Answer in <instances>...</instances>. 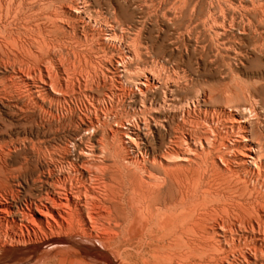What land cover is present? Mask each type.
I'll return each instance as SVG.
<instances>
[{
    "label": "rangeland",
    "instance_id": "obj_1",
    "mask_svg": "<svg viewBox=\"0 0 264 264\" xmlns=\"http://www.w3.org/2000/svg\"><path fill=\"white\" fill-rule=\"evenodd\" d=\"M14 2H15V0H0V14H1L0 18H2L0 20V27L1 26L3 27V28L1 27L2 31L0 29V31H1L0 32V34H1L0 35V43H1L0 44V68H1L0 69V87L2 86L4 89V91L2 89H1L2 91L0 90V150L3 149L2 154L0 153V155H1L0 156V163H1L0 164V182H2V183H0V188H1L0 189V199L7 198L8 201L10 203H12L14 206H16V207L23 206L24 200L27 197L29 191L22 184V180L18 179V177H17V179H15V177H13L15 175H12V173H13V170L18 167L19 163H21L24 160L23 158H25V157L30 159L31 161H33L34 164L36 163V161H35L36 159L31 154V150L29 148L30 142L38 141L36 139L40 138V139H42V141L50 142L51 144L55 145L58 148V150L59 149L61 150V151L59 150L60 155H59V152H57V155H56L57 161L55 160L56 164L53 162L51 165V167L53 169H55V171H56L57 169H60L63 166H65L64 161L66 159H68V160L69 159L70 160L76 159L77 150L75 147H73V145H72L73 142L78 143L79 140H81L82 143H84L85 141L86 142L89 141L90 144L86 143V142L84 143L87 145L88 144L91 145V143L93 142L92 144L95 147H97L99 145L101 146L102 143H103V145L109 146V144L110 145L118 144V139L120 137V134L123 133V131L126 127H132L134 130L137 129L141 132H144L145 130H144L143 123L148 120L150 125L152 126L153 120H156V118H157L155 116L157 114L155 112H153L154 102L156 100H160L163 98L164 89L166 90V88H168V87L175 88L176 85L177 86L180 85V87L179 88L176 87L174 89V96L175 97L178 96L177 101L179 100V98H180V101L183 99L185 105H188V107H186V109L189 110L192 115H194V116L191 115L192 117H190V112H189V118H190V120H192L191 123L193 125H197V128L200 132L202 131L201 129H203V131L204 130L206 131V129L208 131L210 129L209 132H211V130H212L213 131L212 133H214L216 135H217V133H219L217 136H218V140L220 139L219 140L220 143H218V144H220V145H218V149L220 152H224L225 154H228L229 152L227 151V149H224L225 145L230 144V142H229L230 140H231V143H233L235 140H238L237 138L242 134H244V135L246 134L247 138H250L251 141H253V142L256 141L255 144L258 143L257 146L260 145L261 150L264 148V10H263L264 0H181V1L180 0H166V1L165 0H150V2H149V0H40V1L39 0H34V1L33 0H27V1L26 0H16V2L15 3ZM42 2H45V3H42ZM82 3H83V5H82ZM51 4H52V6H51ZM258 4H260L259 8H258ZM86 5H88V6H86ZM194 5H195V7H194ZM13 6H15V7H13ZM38 6H39V8H38ZM261 6L263 7L262 9H261ZM121 7H122V9H121ZM172 7H173V9H172ZM191 7H193V8H191ZM34 8L37 10H34ZM255 8H257V11ZM46 9H48L47 11H49L48 14L50 16L48 14H46V12H47ZM56 9H57V11H56ZM30 10L32 12H29ZM113 10H115V11H113ZM59 11H60V13H59ZM118 11H119V13H118ZM11 12L13 13V15H10V14H12ZM55 12H57V14ZM112 12H114V13H112ZM90 14H91V17H90ZM110 14L112 17L110 16ZM22 15L24 17H27V18H24ZM65 15H67V16H65ZM79 15H80V17H79ZM37 16L38 17L41 16V18L38 19ZM53 16H56V19ZM105 16H106V18H105ZM108 16H109L110 20L107 18ZM84 17H86V18H84ZM7 18H9V20H7ZM23 18H24V20H23ZM26 20H28L29 22ZM55 20H56V22H54ZM81 20L83 21V23ZM105 20H107V22ZM113 20H115V21H113ZM30 21L31 22L33 21V22L31 23ZM36 21H38V22H36ZM89 21H91V22H89ZM108 21L110 23V27H109ZM110 21L113 22L114 25L111 24ZM63 23H64V25L62 26ZM104 23H106V24H104ZM68 24H69V26H68ZM44 25H46V27ZM87 25H89V26H87ZM115 25H116V27H115ZM122 25H124V26H122ZM129 25H130V27H129ZM25 26H27V27H25ZM34 26H36V27H34ZM22 27H24L25 29ZM47 27H49V28H47ZM58 27H60V28H58ZM69 27H70V29H72V28L73 29L68 31ZM119 27H121V29ZM41 28L42 29L45 28L46 30L45 29L43 30L45 32H43ZM62 28H64V29H62ZM118 28L120 29V31L118 30ZM11 29H12V31H11ZM63 30H64L65 35H69L68 34L69 32L72 33V35L70 33V35H69L70 37L67 36L70 39H67L66 36L64 37ZM84 30H86V32H87L86 34H84L85 33ZM137 30L139 31V34H138ZM9 31L11 32L10 35H9ZM104 31H106L105 32L106 34L103 33ZM121 31H122V33H120ZM126 31L128 33H126ZM14 32H16V33H14ZM20 32H21V34H20ZM80 32L81 33L83 32V33L81 34ZM93 32H94V34H92ZM95 33H96V36H94ZM114 33L116 34L115 35L116 38L118 36L117 39L114 38L115 37ZM14 34H16V36ZM87 34H89V35L92 34L90 36H93V40L96 42V45L93 44L94 41L92 40V37H90ZM126 34H129L128 37ZM132 34H133V36H132ZM112 35H113V38L111 37ZM31 36L34 38V40ZM84 36H87V37H84ZM131 36H132V38H131ZM29 37H30V39L28 40ZM106 37L109 38V40ZM124 37H126V38H124ZM76 38H78V39H76ZM80 38H82V39H80ZM87 38L91 39L90 40L91 42ZM110 38L113 40H111ZM119 38H120V40H119ZM19 41H21V42H19ZM35 41L37 44L35 43ZM85 41H86V43H85ZM104 41H105V43H104ZM107 41L109 42L108 44H107ZM136 41H138V42H136ZM32 42H33V44H32ZM61 42H63V43H61ZM71 42H73V43H71ZM133 42H135V43H133ZM20 43H22L25 47ZM40 43L43 45H40ZM76 43L78 44L79 47L77 46ZM7 44H9V45H7ZM20 45H22V46H20ZM27 45L29 47L31 46L32 49L27 47ZM4 46L6 49H4ZM58 46L59 47L61 46V47L59 48ZM103 46H104V48H103ZM124 46H125V48H124ZM132 46H134V47H132ZM63 47H64V49H63ZM9 48H11V49H9ZM12 48L15 51H12ZM22 48H25V49H22ZM27 48L31 51H28ZM51 48H52V50H51ZM128 48H130V49H128ZM134 48H136V49H134ZM60 50L62 52H60ZM64 50H65V52H64ZM16 51H18V52H16ZM52 51H54L53 54H52ZM135 51H137V52H135ZM28 52L29 53L31 52V54H29ZM34 53H36L35 56H34ZM48 53H50V54H48ZM73 53H75V54H73ZM16 54H17V56H16ZM68 54H69V56H68ZM136 54H138V56ZM19 55L21 58L19 57ZM32 55H33V57H32ZM51 55L53 56L52 57L53 59L51 58ZM82 56L83 57L85 56V57L83 58ZM128 56L130 59L128 58ZM6 57H7V59H6ZM28 57H29V59H28ZM74 57L76 58V60ZM106 57H108V58L106 59ZM14 58H15V61L19 60V62L18 61L14 62ZM80 58H82V59H80ZM9 59H11V60L9 61ZM27 59L29 61L31 60L30 61L31 63H33V64L36 63L38 65H33V66H35L34 69H32L33 68L32 66L30 69V67H29L30 63ZM132 59H133V61H132ZM6 60L10 66L8 65ZM21 60L23 61V64H22ZM43 60H45V62H43ZM11 61H13V62H11ZM77 61L80 62L81 64H79ZM126 62H128L129 65H128V63L126 64ZM130 62H131V64H130ZM4 63H7V64H5L6 66H4ZM39 63H41L40 66H39ZM49 63H50V65H49ZM99 63H101V64H99ZM19 64H21V65H19ZM18 65L20 66L19 69H18V67H19ZM24 65H25V68H24ZM48 65L50 66V68ZM76 65H78L77 66L78 70L75 67ZM9 67L10 68L12 67V69H10ZM22 67L25 71L22 69ZM37 67H41L42 70L40 68H37ZM45 67H47V68H45ZM74 67H75V69H73ZM7 68H9V69H7ZM20 69L22 71H24L23 73H22V71L20 73L24 79L21 81L19 79L16 80L19 77L17 74H14V73H19ZM29 69H30V71L31 70L32 71L28 72ZM37 69H39L40 72H38ZM51 69H52V71H51ZM81 69H83V70H81ZM11 70H12V72H11ZM13 71H15V72H13ZM34 71H35V73H34ZM36 71L38 72V74H40L39 76L41 78L37 75ZM84 71L86 73H84ZM26 72H28L27 77L25 76ZM47 72H48V74H47ZM4 73H5V75H4ZM10 74L12 76H10ZM49 75H50V77H48ZM170 75H171V77H170ZM13 76H14V78H13ZM15 76H17V77H15ZM30 76L33 79H31ZM8 77H9L10 82L8 81ZM10 77L13 80H11ZM3 78L5 81H3ZM39 78H40V80L41 79L42 80L40 81ZM146 78H147V81L145 80ZM148 79H149V81H148ZM14 80L18 81V82H16L17 85H16ZM30 80H31V82H30ZM45 80L46 81L48 80V84L50 83V81H52L53 83H56V82L58 83V81H59V83L57 85V88H59V90L57 91V94H56V96L59 97V99L57 100L56 98H54L52 96H45V94H43L42 90H39L37 92L34 85L32 87H33V90L36 91L35 95H34L36 97V99L32 100L31 97L27 98L28 97V95H27L28 91L26 89L27 86L24 87L25 81L29 82V84H31V85L35 84L38 86V85H41L43 83V81H45ZM143 82H145L144 85L142 84ZM8 83H9V85H8ZM10 83H14V84H10ZM21 83L24 85H21ZM38 83H41V84H38ZM162 83H163V85H162ZM102 84H103V86H102ZM15 85H16V87L18 86L17 88H19V90L21 92L15 88ZM72 85H73V87H72ZM161 85H162V87H161ZM68 86H70V87H68ZM142 87H144V88H142ZM67 88H69L68 91H70V88H71V91L69 92V93L72 92L71 94H69L67 92V90H65ZM73 88H74V90H72ZM21 89H24V90H21ZM162 89H163V91H162ZM60 90H63V93H61ZM64 90L66 91L68 96L64 93ZM9 91H11V92H9ZM23 91L24 92L27 91V92L24 93ZM2 92H3V94H2ZM22 92H23V95H22ZM73 92H74L75 97L72 95ZM58 93H60V94H58ZM92 94H94V95L92 96ZM121 94H122V96H121ZM42 96H44L45 98L47 97V99H46L47 102H44L45 98ZM186 96H189V97H186ZM190 97H192V98H190ZM41 98H43V99H41ZM76 99H77V101H76ZM185 99H187V100H185ZM198 99H200V101ZM203 99L205 100V102ZM25 100H26V102H25ZM52 100H54V101L52 102ZM70 100H72V102ZM88 100H89V102H88ZM153 100H154V102H153ZM183 100H182V102H183ZM50 101L52 103H49ZM54 102L55 103L58 102V103L55 104ZM149 102H150V104H149ZM151 102H152V104H151ZM34 103L36 106L34 105ZM64 103L65 104L67 103V104L64 105ZM40 104L41 105L43 104L41 109H40V107H41ZM49 104H50V107H48ZM53 104H54V106H53ZM45 105H47V106H45ZM193 105H195V107ZM205 105H207V106H205ZM59 106H62V107L59 108ZM240 106L243 109H241ZM36 107H39V109L38 108L36 109ZM103 107H105V108H103ZM199 107H200V109H199ZM237 107L240 109L242 114L241 113L238 114L239 111H238ZM86 108H87V110H86ZM143 108L145 109V111L142 110ZM194 108H195V110H197L196 111L197 113L195 112ZM220 108H221V113H219ZM249 108H250V111H249ZM42 109H43V111H42ZM190 109H192V110H190ZM141 110H142V112H141ZM236 110H237V112H236ZM242 110H243V112H242ZM57 111H58V113H57ZM104 111H105V113H103ZM204 111H205V113H204ZM44 112H47L48 114L44 113ZM51 112L52 113L54 112L55 114H52ZM214 112H216V113H214ZM229 112L232 113L233 116ZM244 112H246V113L243 114ZM208 113H209V115H208ZM54 115H56L55 116L56 118L54 117ZM95 115L97 116V121L99 123L96 121ZM213 115H214V117H213ZM241 115L243 117H245V119L247 117V119L245 120L244 118H241L242 117ZM199 116H201V118ZM207 116H209L210 118ZM211 116L215 120L213 118L211 119ZM226 116L228 118H226ZM216 117H218L219 120L222 122H219V120H217ZM233 117L241 118V120H245L243 123H241L242 128H239L236 131L235 130H231V131L226 130L225 127L222 125V124H224L223 123L224 120H229V118H231L230 120H232ZM220 118H223V120H221ZM46 119L47 120L48 119L49 120H56L57 119L60 121L63 120V125L52 128L50 130H44V129H42V127L34 126L32 133L25 134L26 121H28V120L38 121V120H46ZM205 119L207 120L206 122H204ZM209 119H210V121H209ZM88 120H89V122H88ZM121 120H122V122H121ZM159 120H162V119L159 118ZM174 120H176V119H174ZM195 120H197V123H195L196 122ZM198 120L204 122V123H202L203 125L201 124L200 121L198 122ZM65 122H66V124H65ZM73 122L77 125V127L74 126L75 124L73 125ZM83 122L93 124V127L91 128V130L89 129L90 132H89V130H84ZM100 123H101V126H100ZM119 123H120V125H119ZM69 124H71L73 126H71ZM94 124H96V125H94ZM212 124H215V125H212ZM199 125L201 127H203L205 125L206 126L199 129L200 128ZM118 126L120 128H118ZM212 126H214V127H212ZM220 126L224 127V129L221 128ZM78 127H79V129H78ZM101 127H103L104 129ZM218 127H220L222 130H220V128H218ZM246 127L248 128V130ZM64 128L67 130H65ZM70 128H71V130H70ZM54 129H56V130H54ZM241 129L243 131H241ZM51 130H52V133H50ZM100 130L102 132H100ZM172 130H170L168 134H166V133L161 134V137L159 138V143H160L159 145L162 148L164 147V145L167 144L169 136L171 134H173L174 131H172ZM76 131H78V132H76ZM94 131H96V132H94ZM220 131H221V134H220ZM238 131H239V133H238ZM60 132H62V133L60 134ZM85 132L87 134H85ZM99 132H100V134L102 133V135H100ZM150 132H151V129H150ZM223 132L225 135L222 136ZM233 132L234 133L237 132L238 137L235 136L236 134L234 135ZM149 133H148L149 138L155 137V135H156V133H154V132H151L150 134ZM71 134H72V137H71ZM230 134H232V136ZM67 135H69V136H67ZM76 135L79 137H77ZM87 135L90 137H87ZM259 135H260V138L258 137ZM74 136H76V137H74ZM101 136L103 137V140L100 142V140L102 139ZM55 137H56V139H55ZM19 138L22 141H20ZM79 138H81V139H79ZM115 138H116V140H115ZM256 138H259L258 139L259 142H257L258 140H256ZM160 139H162V140H160ZM223 139H225V140H223ZM232 139H234V140H232ZM107 140H108V142H107ZM11 141H12V143H11ZM16 141L17 142L19 141V142L16 143ZM23 141H26V142H23ZM27 141L28 142L30 141V142L28 143ZM20 142H22L24 144L26 143V144L22 145ZM61 143H63L65 146L67 144L68 145L70 144V145L69 146L67 145L68 147L66 146V148H65V146ZM162 143H164V144H162ZM239 143L245 144V142H239ZM18 144H21V145L18 146ZM59 144H60V146H59ZM6 145H8V146L6 147ZM14 146H16V148ZM22 146H24L26 149ZM3 147H5V148H3ZM70 147L73 151V152L71 151L72 153L70 152V150H71ZM6 148L8 150L10 149L9 150L10 153L7 150H6L7 154L4 152L5 151L4 149H6ZM64 149H66V150H64ZM69 153H70L71 157H70ZM58 156H60L59 157L60 159L58 158ZM66 156L69 158H67ZM74 157H75V159H74ZM261 158H262V161H264L263 160L264 159V151L263 150L261 151ZM78 159L79 158H77V160ZM3 160L6 163H3L4 162ZM42 160L43 159H41V161ZM58 160L63 161V162H59ZM109 160L111 163H113L112 157L109 155H106L104 158V162L108 164V163H110ZM106 161H108V162H106ZM60 163L62 164V166ZM182 163H180V164H182ZM3 164H5V165H3ZM9 165H11V166H9ZM36 165H37V167L35 168V170L37 169V170H43L44 172L46 171L44 168H42L40 166L39 162H37ZM108 165H110V164H108ZM58 166H60V168ZM220 167H221V169H223V166L220 165ZM220 167H219V169H220ZM206 169L208 172L206 171ZM203 170L201 172L194 174V179L197 183L196 190H198V191H197L196 199H194L193 202H191L192 204H190L189 206L192 209H194V215L195 216H198V211H199V216H200V219H202V221L199 218L198 219H199V222L201 221L200 225L203 228L205 238L202 239V241H200V242H196L195 244L183 246L180 248L181 250L177 249L178 252L182 253V256L178 257L177 259L175 258L172 263H168V264H174V263L176 264L177 262H180L178 264H188L189 262H190L189 264H194V263H196V264H210V263L222 264L223 263V264H225V260H223V262H220L217 260L215 261V260L209 259L211 254L214 255V252H215L214 248L216 247L215 242H214V244H213V242H211L215 239V237L211 234V232H212L211 227L213 226L214 221L217 222L219 220L218 217L221 218L222 215L225 214L221 208H226V207L228 208L229 206L232 205V208L235 211V210H237V209H234V208H236V206L235 207H233V206L237 203H241L244 200H247L248 198H250V199L252 197L254 198V196L264 197V186H263L264 185V183H263L264 178L263 177L257 178L254 176V177H252V179H251V177H248L250 180L249 179L247 180V176H244L243 174H241L239 172L235 173V172H231V171L230 172L224 171V173L222 172L223 173L222 174L220 171H216L213 169H212V171H210L211 167L210 168L209 167L204 168ZM209 171H210V174H207V173H209ZM203 172H205V174ZM227 172H229V173H227ZM156 173L161 175L162 171L158 169ZM108 175H109V173H106V176H105L106 181L109 182L113 187L116 186L117 188H119L120 187V180L118 179V177L115 176L116 177L115 181L114 180L108 181L109 180ZM207 175H208V177H207ZM205 176H206V178H205ZM239 176H240V178H239ZM200 177L202 179H200ZM209 177H210V179H209ZM12 179L13 180L15 179L16 181L19 180L20 183H17L18 181L16 182V181H13ZM256 179L260 180V185H259L258 180L255 181ZM207 180H208V182H207ZM9 181L11 183L12 182H14V183L11 184ZM255 183H257V184H255ZM253 184H255V185H253ZM257 186H259V187H257ZM210 187H211V189H210ZM246 187L248 188L247 189L248 191L249 190L251 191V194H249L248 191L245 189ZM37 188H38L37 185H31V191L32 192H34ZM202 188H204L205 190H203ZM213 188H214V190L216 189L217 191H214ZM259 190L261 191V193ZM224 192H226V193H224ZM198 193H200V194H198ZM228 193L230 195H228ZM217 195H219V196H217ZM203 196H205V197H203ZM233 198H235V199H233ZM214 206L216 208V211L218 209V211H217L218 213H215ZM212 208H214V210H213L214 216L211 214ZM208 209L209 210L211 209V211H207ZM221 210H222V213L220 212ZM201 211H202V213L200 214ZM237 211H235V212H237ZM203 212H204V214H203ZM208 212H210V213H208ZM205 213L210 214V216L211 215L212 216L210 217L209 215H207V217H206ZM202 216H204V217H202ZM208 216L210 218H208ZM224 217L225 216L223 215L222 218H224ZM229 219L231 220L232 223L234 221H236V219H234L233 217L232 218L229 217ZM215 222H214V224H215ZM210 223H211V226H210ZM234 224H235V222H234ZM236 224H235V226H236ZM210 243H211V245H210ZM54 247L56 248V245L50 246V248H52V249ZM52 256H53V254L49 255V258ZM236 257H238V256H236ZM235 258L232 257V261H233L232 263L243 264L244 260H241L240 257H238L236 259ZM195 259H196V261H195ZM238 259H240V260H238ZM114 260L116 261L115 258H114ZM184 260L187 263H185ZM203 260H205V261H203ZM240 261H241V263H240ZM116 262L118 264H123L120 261H116Z\"/></svg>",
    "mask_w": 264,
    "mask_h": 264
},
{
    "label": "bare ground",
    "instance_id": "obj_2",
    "mask_svg": "<svg viewBox=\"0 0 264 264\" xmlns=\"http://www.w3.org/2000/svg\"><path fill=\"white\" fill-rule=\"evenodd\" d=\"M15 2H16V0H15ZM149 2H150V0H149ZM42 3H45V2H42ZM260 4H258V8L260 7ZM82 5H83V3H82ZM51 6H52V4H51ZM86 6H88V5H86ZM13 7H15V6H13ZM122 7H121V9H122ZM194 7H195V5H194ZM38 8H39V6H38ZM191 8H193V7H191ZM262 8L263 7L261 6V9ZM172 9H173V7H172ZM255 9L257 11V8H255ZM34 10H37V9L34 8ZM47 10L48 9H46V11ZM263 10H264V8H263ZM56 11H57V9H56ZM113 11H115V10H113ZM29 12H32V11L30 10ZM48 12L49 11H47L46 14H48ZM55 13L57 14V12H55ZM59 13H60V11H59ZM112 13H114V12H112ZM118 13H119V11H118ZM10 15H13V13ZM80 15H79V17H80ZM38 16H37L38 19L41 18V16L40 17H38ZM65 16H67V15H65ZM110 16H111V14H110ZM53 17H55V19H56V16H53ZM90 17H91V14H90ZM24 18H27V17H24ZM24 18H23V20H24ZM84 18H86V17H84ZM105 18H106V16H105ZM107 18L109 19V16ZM1 19L2 18H0V20ZM7 20H9V18H7ZM26 21H28V20H26ZM38 21H36V22H38ZM105 21L107 22V20H105ZM113 21H115V20H113ZM54 22H56V20ZM89 22H91V21H89ZM82 23H83V21H82ZM104 24H106V23H104ZM108 24L110 27L109 21H108ZM111 24L114 25L113 22H111ZM63 25H64V23L62 24V26ZM89 25H87V26H89ZM36 26H34V27H36ZM44 26L46 27V25H44ZM68 26H69V24H68ZM122 26H124V25H122ZM1 27H0V29H1ZM25 27H27V26H25ZM60 27H58V28H60ZM115 27H116V25H115ZM129 27H130V25H129ZM22 28H24V27H22ZM47 28H49V27H47ZM64 28H62V29H64ZM119 28L121 29V27H119ZM119 28H118V30L120 31ZM44 29H42V31ZM72 29H70V27H69L68 31H70ZM1 31H2V29H1ZM11 31H12V29H11ZM84 31H85L84 34H86L87 33L86 30H84ZM43 32H45V31H43ZM94 32L92 34H94ZM105 32L106 31H104L103 33H105ZM10 33L11 32L9 31V35H10ZM14 33H16V32H14ZM63 33H64V30H63ZM70 33L71 32H69L68 34L70 35ZM120 33H122V31ZM126 33H128V32L126 31ZM20 34H21V32H20ZM92 34H90V35H92ZM138 34H139V31H138ZM14 35L16 36V34H14ZM69 35H65V33H64V37L65 36L70 37ZM71 35H72V33H71ZM87 35H89V34H87ZM115 35L116 34L114 33V36ZM126 35L128 37L129 34H126ZM94 36H96V33ZM132 36H133V34H132ZM132 36H131V38H132ZM68 37H67V39H70ZM84 37H87V36H84ZM90 37H92V40H93V36H90ZM111 37L113 38V35ZM114 38H116V36ZM117 38H118V36H117ZM124 38H126V37H124ZM29 39H30V37L28 38V40ZM76 39H78V38H76ZM80 39H82V38H80ZM87 39H89V38H87ZM107 39L109 40V38H107ZM33 40H34V38H33ZM90 40L91 39H89V41ZM111 40H113V39H111ZM119 40H120V38H119ZM86 41H85V43H86ZM19 42H21V41H19ZM33 42H32V44H33ZM136 42H138V41H136ZM35 43H36V41H35ZM41 43H40V45H43ZM61 43H63V42H61ZM71 43H73V42H71ZM104 43H105V41H104ZM108 43L109 42L107 41V44ZM133 43H135V42H133ZM20 44H22V43H20ZM93 44L96 45V42L94 41ZM7 45H9V44H7ZM22 45H20V46H22ZM77 46H78V44H77ZM27 47H29V46L27 45ZM132 47H134V46H132ZM29 48L32 49L31 46ZM103 48H104V46H103ZM124 48H125V46H124ZM4 49H6L5 46H4ZM9 49H11V48H9ZM22 49H25V48H22ZM63 49H64V47H63ZM128 49H130V48H128ZM134 49H136V48H134ZM51 50H52V48H51ZM12 51H15V50H13V48H12ZM28 51H31V50L28 49ZM16 52H18V51H16ZM60 52H62V51L60 50ZM64 52H65V50H64ZM135 52H137V51H135ZM36 53H34V56ZM53 53H54V51H52V54ZM29 54H31V52ZM48 54H50V53H48ZM73 54H75V53H73ZM20 55H19V57H20ZM136 55L138 56V54H136ZM16 56H17V54H16ZM68 56H69V54H68ZM32 57H33V55H32ZM52 57L53 56L51 55V58ZM108 57H106V59ZM128 58H129V56H128ZM6 59H7V57H6ZM28 59H29V57H28ZM80 59H82V58H80ZM10 60L11 59H9V61ZM75 60H76V58H75ZM17 61L19 62V60H17ZM17 61H15V58H14V62H17ZM30 61H29V63H30L29 67L31 69V66H32L33 67L32 69H34L35 66H33V65H38V64H36V63L33 64ZM132 61H133V59H132ZM6 62H7V60H6ZM11 62H13V61H11ZM43 62H45V60H43ZM131 62H130V64H131ZM7 63H4V66H6L5 64H7ZM78 63L81 64L80 62H78ZM127 63L128 62H126V64ZM22 64H23V61H22ZM40 64L41 63H39V66H40ZM99 64H101V63H99ZM8 65H9V63H8ZM19 65H21V64H19ZM49 65H50V63H49ZM128 65H129V63H128ZM77 66L78 65H76L75 67L77 68ZM75 67L73 69H75ZM9 68H7V69H9ZM19 68H20V66L18 67V69ZM24 68H25V65H24ZM37 68L41 69V67H37ZM45 68H47V67H45ZM49 68H50V66H49ZM10 69H12V67ZM22 69H23V67H22ZM30 69H29V71L28 70L27 71L31 72L32 70L30 71ZM37 70H38V72H40L39 69H37ZM77 70H78V68H77ZM81 70H83V69H81ZM19 71H20L19 73H14V74H17L19 77L16 80H18V79L20 81L24 80L23 76L20 74L22 70L20 69ZM24 71H22V73ZM51 71H52V69H51ZM11 72H12V70H11ZM13 72H15V71H13ZM28 72H26V75H25L26 77H27ZM38 72H37V75L39 76L40 74H38ZM34 73H35V71H34ZM84 73H86V72L84 71ZM11 74H10V76H12ZM47 74H48V72H47ZM4 75H5V73H4ZM15 77H17V76H15ZM48 77H50V75ZM170 77H171V75H170ZM13 78H14V76H13ZM30 78H31V76H30ZM40 78H39V80H40ZM31 79H33V78H31ZM149 79H148V81H149ZM11 80H13V79L11 78ZM145 80L147 81V78ZM3 81H5L4 78H3ZM8 81H9V77H8ZM16 82H18V81H15V83ZM30 82H31V80H30ZM41 83H38V84H41ZM58 83H59V81H58ZM58 83L57 82L53 83L52 81H50V83L48 84V80L47 81L45 80V81H43V83L41 85L37 86L35 84L31 85V84H29V82L25 81V85L22 83H21V85H24V87L27 86V88H26L28 91V94H27L28 97L27 98L31 97L32 100L36 99V97L34 96L35 92L42 90L43 94H45V96H52L58 100L59 97L56 96L57 91L59 90V88H57ZM144 83L145 82H143L142 84L144 85ZM10 84H14V83H10ZM8 85H9V83H8ZM16 85H17V83H16ZM16 85H15V88L19 90V88H17L18 86L16 87ZM33 85H34L36 91L33 90V87H32ZM162 85H163V83H162ZM162 85H161V87H162ZM102 86H103V84H102ZM1 87H0V90L2 89L4 91L3 87L2 88ZM68 87H70V86H68ZM72 87H73V85H72ZM176 87L179 88L180 85L179 86L176 85ZM142 88H144V87H142ZM175 88L168 87V88H166V90L164 89L163 98L160 100H156L155 102L153 100L154 110L153 109L152 110H153V112H155L157 114V115H155L157 117L156 120L152 119L153 120V125H152L153 127L150 125L148 120L146 122L143 121L144 122L143 126H144V130H145L144 132H141L137 129L134 130L132 127H126L124 129L123 133L120 134V137L118 139V144L110 145L108 143L109 146L103 145V143H102L101 146L99 145L100 147L99 146L95 147L92 144L93 142L91 143V145H89L90 142L85 141L86 143H89L87 145V144H84L85 142L82 143L81 140H79L78 143L73 142L72 145L77 150L76 159H75V157H74L75 160L66 159L64 161L65 166H63L62 168H60V166H58L60 169H57L56 171H55V169H53L51 167V165L53 162L55 163L57 152H59L60 149L58 150V148L55 145L51 144L50 142L42 141V139H40V138H37L36 140H38V141H35V142L29 141L30 146L29 145L28 146L31 150V154L36 159L35 160L36 163L39 162L40 166L42 168H44L46 171L44 172L43 170H37V169L35 170V168L37 167L36 163L34 164L33 161H31L30 159H28L26 157L23 158L24 160L21 163H19V165L16 169L13 170L12 175H15L13 177H15V179H17V177H18V179H21L22 184L26 187V189L29 191V193L24 200L23 206H21V207L14 206L12 203H10L8 201L7 198L0 199V264H118L116 261H120L123 264H125V263L126 264H168V263H172L175 258L177 259L178 257L182 256V253L178 252L177 249H180L183 246L195 244L196 242H200V241H202V239L205 238L203 228L200 225V222L202 221V219H200L199 211H198V216H195L194 215V209H192L189 206L190 204H192L191 202H193V200L196 199L197 191H198V190H196L197 183L194 179V174L201 172L204 168H208V167L210 168L211 167L210 171H212V169H213L216 171H220L221 173L222 172L224 173V171H229V172L231 171V172H235V173L239 172V173L243 174L244 176H247V180L249 179L248 177H251V179H252V177H254V176L257 178H260V177L264 178V161H262V158H261V151L262 150L264 151V148L261 150L260 145L257 146L258 143L255 144L256 141L255 140H254L255 142L251 141L250 138H247L246 134L245 135L242 134L238 137L237 132L236 133L233 132L234 135L236 134L235 136L238 137L237 138L238 140H235L233 143H231V140L229 141L227 139L230 142V144L225 145L224 149H227V151L229 153L225 154L224 152H220L218 149V145H220V144H218V143H220V141H219L220 139L218 140V136H217L219 133H217V135H216V134L212 133L213 132L212 130H211V132H209L210 129L208 131H207V129H206V131L205 130L203 131V129H201V128L205 127L206 125L203 127H201L199 125V127H200L199 129L202 130L200 132L197 128V125H193L191 123L192 120H190V118H189V112L190 111L186 109V107H188V105H185L183 99H182L183 102H182V100L180 101V98L177 101L178 96H176V97L174 96V89ZM68 89L69 88H67L65 90H67V92L69 93L71 91V88H70V91H68ZM21 90H24V89H21ZM65 90H64V93L67 95ZM72 90H74V88ZM162 91H163V89H162ZM9 92H11V91H9ZM23 92H22V95H23ZM26 92H24V93H26ZM60 92L63 93V90H60ZM71 93H69V94H71ZM2 94H3V92H2ZM58 94H60V93H58ZM72 95L74 96V92ZM93 95L94 94H92V96ZM121 96H122V94H121ZM42 97H44V96H42ZM186 97H189V96H186ZM190 98H192V97H190ZM41 99H43V98H41ZM46 99H47V97L45 98V101L44 100L43 101L47 102ZM54 100H52V102ZM185 100H187V99H185ZM198 100L200 101V99H198ZM70 101L72 102V100H70ZM76 101H77V99H76ZM25 102H26V100H25ZM52 102L50 101L49 103H52ZM88 102H89V100H88ZM204 102H205V100H204ZM56 103H58V102H56ZM66 104L64 103V105H66ZM149 104H150V102H149ZM151 104H152V102H151ZM34 105H35V103H34ZM42 105H41L40 109L42 108ZM45 106H47V105H45ZM53 106H54V104H53ZM193 106L195 107V105H193ZM205 106H207V105H205ZM48 107H50V104ZM60 107H62V106H59V108ZM37 108L39 109V107H36V109ZM103 108H105V107H103ZM199 109H200V107H199ZM241 109H243V108L241 107ZM86 110H87V108H86ZM142 110L145 111L144 108ZM142 110H141V112H142ZM190 110H192V109H190ZM194 110H195V108H194ZM42 111H43V109H42ZM196 111L197 110H195V112ZM205 111H204V113H205ZM238 111H239L238 114H240L241 111L239 108H238ZM249 111H250V108H249ZM236 112H237V110H236ZM242 112H243V110H242ZM44 113H47V112H44ZM57 113H58V111H57ZM103 113H105V111ZM214 113H216V112H214ZM219 113H221V108H220ZM245 113L246 112H244L243 114H245ZM52 114H55V113L53 112ZM230 114H232V113H230ZM191 115L192 114L190 112V117L194 116V115H192V116ZM208 115H209V113H208ZM55 116L56 115H54V117ZM232 116H233V114H232ZM199 117L201 118V116H199ZM207 117H209V116H207ZM213 117H214V115H213ZM213 117L211 116V119ZM218 117H216L217 120H219ZM159 118L162 120H159ZM223 118H220V119L223 120ZM226 118H228V117L226 116ZM241 118L245 119V117H243V116ZM241 118L233 117L232 120H230L231 118H229V120H224V122H223L224 124H222V125L225 127L226 130H230V131L235 130L236 131L239 128H242L241 123H243L247 119V117L245 120H241ZM174 119H176V120H174ZM200 120H198V122ZM96 121H97V116H96ZM195 121H196L195 123H197V120H195ZM206 121L207 120L205 119L204 122H206ZM209 121H210V119H209ZM88 122H89V120H88ZM121 122H122V120H121ZM200 122H201V124L204 123L202 121H200ZM219 122H222V121L219 120ZM65 124H66V122H65ZM74 124L75 123L73 122V125ZM61 125H63V120L62 121L57 120V119L56 120H49V119L47 120L46 119V120H38V121L28 120V121H26L25 134L32 133L34 126L42 127V129H44V130H50L52 128H55V127H58ZM69 125H71V124H69ZM73 125H71V126H73ZM83 125H84V130H89V129L91 130V128L93 127V124H91V123H86V122L84 123L83 122ZM94 125H96V124H94ZM119 125H120V123H119ZM212 125H215V124H212ZM74 126L77 127L76 124ZM100 126H101V123H100ZM212 127H214V126H212ZM220 127L224 129V127H222V126H220ZM220 127H218V128H220ZM101 128H103V127H101ZM118 128H120V127L118 126ZM221 128H220V130H222ZM78 129H79V127H78ZM150 129H151V132L156 133L157 136L155 135V137L149 138L148 133L150 132ZM54 130H56V129H54ZM65 130H67V129H65ZM70 130H71V128H70ZM90 130H89V132H90ZM170 130H172L174 132H173V134H171L169 136L167 144L164 145V147L162 148L159 145L160 144L159 138L161 137L162 133L168 134ZM247 130H248V128H247ZM241 131H243V130L241 129ZM76 132H78V131H76ZM94 132H96V131H94ZM100 132H102V131L100 130ZM100 132H99V134H100ZM50 133H52V130L50 131ZM61 133L62 132H60V134ZM238 133H239V131H238ZM85 134H87V133L85 132ZM220 134H221V131H220ZM69 135H67V136H69ZM100 135H102V133ZM223 135H225L224 132H223L222 136ZM230 135L232 136V134H230ZM260 135L258 136L259 138H260ZM76 136H74V137H76ZM71 137H72V134H71ZM77 137H79V136H77ZM87 137H90V136L87 135ZM101 138L102 139L100 140V142L103 140L102 136H101ZM259 138H256V140H258ZM55 139H56V137H55ZM79 139H81V138H79ZM115 140H116V138H115ZM160 140H162V139H160ZM223 140H225V139H223ZM232 140H234V139H232ZM20 141H22V140L20 139ZM18 142L16 141V143H18ZM23 142H26V141H23ZM107 142H108V140H107ZM239 142H245V144H240ZM257 142H259V140ZM11 143H12V141H11ZM20 143L22 145L26 144V143L24 144L22 142H20ZM21 144H18V146ZM61 144H63V143H61ZM162 144H164V143H162ZM8 145H6V147ZM16 146H14V147L16 148ZM59 146H60V144H59ZM66 146H65V148H66ZM22 147H24V146H22ZM3 148H5V147H3ZM70 149H71V147H70ZM4 150H5L4 152L6 153L10 149L8 150L6 148ZM64 150H66V149H64ZM0 151H1L0 153L2 154L3 149ZM71 151H72V149L70 150V152ZM9 153H10V151H9ZM59 155H60V152H59ZM69 155H70V153H69ZM106 155H109L112 157L113 163H111L109 160L110 163H108V164H110V165H108L107 163L104 162V158ZM59 157L60 156H58V158ZM70 157H71V155H70ZM67 158H69V157H67ZM77 158H79V159L77 160ZM41 159H43V160L41 161ZM58 161L63 162L60 160H58ZM106 162H108V161H106ZM179 162L180 163L183 162V163L180 164ZM3 163H6V162L4 161ZM3 165H5V164H3ZM220 165L223 166V169H221ZM9 166H11V165H9ZM61 166H62V164H61ZM219 167H220V169H219ZM158 169L162 171L161 175L156 173ZM206 171H207V169H206ZM210 171L207 174H210ZM229 172H227V173H229ZM106 173H109V175H108L109 177L107 176L109 179L108 181H110V180L115 181V178H116L115 176L118 177V179L120 180V187L119 188H117L116 186L113 187L109 182L106 181V177H105ZM203 173L205 174V172H203ZM207 177H208V175H207ZM205 178H206V176H205ZM239 178H240V176H239ZM15 179L14 180L12 179V180L16 181ZM200 179H202V178L200 177ZM209 179H210V177H209ZM257 180L258 179H256L255 181H257ZM17 181H16L17 183H20L19 180H17ZM207 182H208V180H207ZM258 182L260 185V180H258ZM0 183H2V182H0ZM13 183L14 182H12L11 184H13ZM257 183H255V184H257ZM255 184H253V185H255ZM31 185H37L38 188L34 192H32L31 191ZM257 187H259V186H257ZM214 188H213V190H214ZM202 189L205 190L204 188H202ZM210 189H211V187H210ZM245 189L247 190L248 188L246 187ZM214 191H217V190L215 189ZM224 193H226V192H224ZM248 193L251 194V191L249 190ZM260 193H261V191H260ZM198 194H200V193H198ZM228 195H230V194L228 193ZM217 196H219V195H217ZM203 197H205V196H203ZM233 199H235V198H233ZM235 206H236V208H234V209H237L239 212L237 210H235V211H237V212H235L232 208V205L229 206L228 208L227 207L221 208L223 210V212L225 213L223 215L226 218L225 217L222 218L223 215L221 214L222 213V210H221L220 214L222 215V217L221 218L218 217L219 220L217 222L214 221L215 224L213 222V226L211 227L212 228L211 234L215 237L216 240L214 239L215 241L213 240L211 242H213V244L215 242L216 247L214 248V250H215L214 255L211 254L209 259L215 260V261L217 260L220 262H223V260H225V264H234V263H232L233 262L232 257L235 258L236 256H238L241 258V260H244V262L242 261L243 264H245V263L246 264H264V197L254 196V198L253 197L251 199L248 198L247 200H244L241 203L235 204L233 207H235ZM214 208H215V206H214ZM214 208H212V211H211V209L210 210L208 209L207 211H211V214L213 215ZM214 211H215V213H218L217 212L218 209L216 211V208H215ZM201 213H202V211L200 212V214ZM208 213H210V212H208ZM203 214H204V212H203ZM207 215L210 216V214H206L205 216L207 217ZM209 216H208V218L211 217V216L210 217ZM202 217H204V216H202ZM229 217L230 218L233 217L234 219H236L237 222L236 221H234V222H235V224L237 223L236 224L237 227L235 226L234 222L233 223L231 222ZM198 218L201 220L200 222H199ZM210 226H211V223H210ZM52 245H56V248L55 247L53 249L50 248V246H52ZM210 245H211V243H210ZM51 254H53V256L49 258V255H51ZM238 257H236V258H238ZM114 258L116 259V261L114 260ZM238 260H240V259H238ZM195 261H196V259H195ZM203 261H205V260H203ZM184 262H185V260H184ZM178 263H180V262H177L176 264H178ZM185 263H187V262H185ZM240 263H241V261H240ZM194 264H196V263H194ZM210 264H213V263H210ZM214 264H216V263H214Z\"/></svg>",
    "mask_w": 264,
    "mask_h": 264
}]
</instances>
